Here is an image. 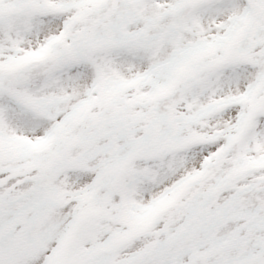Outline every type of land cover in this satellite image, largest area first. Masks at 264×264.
Listing matches in <instances>:
<instances>
[{
	"label": "snow or ice",
	"instance_id": "obj_1",
	"mask_svg": "<svg viewBox=\"0 0 264 264\" xmlns=\"http://www.w3.org/2000/svg\"><path fill=\"white\" fill-rule=\"evenodd\" d=\"M0 264H264V0H0Z\"/></svg>",
	"mask_w": 264,
	"mask_h": 264
}]
</instances>
